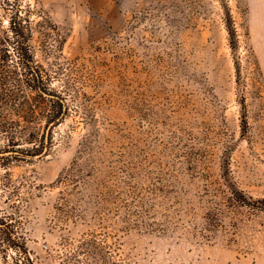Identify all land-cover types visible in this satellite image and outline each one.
<instances>
[{
    "label": "rangeland",
    "instance_id": "rangeland-1",
    "mask_svg": "<svg viewBox=\"0 0 264 264\" xmlns=\"http://www.w3.org/2000/svg\"><path fill=\"white\" fill-rule=\"evenodd\" d=\"M257 1L0 0V208L35 264H264Z\"/></svg>",
    "mask_w": 264,
    "mask_h": 264
},
{
    "label": "trees",
    "instance_id": "trees-1",
    "mask_svg": "<svg viewBox=\"0 0 264 264\" xmlns=\"http://www.w3.org/2000/svg\"><path fill=\"white\" fill-rule=\"evenodd\" d=\"M231 17V16H230ZM11 32L14 34V37L19 38L18 42V49L19 52L22 55L23 62H24V68L27 69L28 73L32 76L33 80L35 82H32L31 86L33 89H35L37 92H39L40 95L47 94V88L45 86V82H43V77L41 74V71L39 68L36 67L34 59L32 54L30 53L29 49V38L25 35V32L22 28H18L16 25L11 26ZM6 42L10 44L12 42V38H10L7 35ZM8 44H5V47H7ZM14 74L13 77H18L19 74L17 70L10 71ZM49 97V96H48ZM50 101L59 102L62 104V108L57 111V113L48 119V123L54 122L55 119L60 118L66 108L65 103L63 99H49ZM15 212L8 214V212H5L0 208V256L6 260L10 252H13V262L12 264H35L32 260L31 256L29 255V249L27 247L26 241L24 236L22 235V232L20 231L19 220H17L15 217ZM127 226H125V231L129 232L132 228V224H130L129 220H126ZM135 227H145V228H153V224L150 221H146L143 223H135L133 224ZM93 253L94 250H93ZM94 262L91 264H99V260L96 259L94 256ZM102 264H115L112 259L105 260Z\"/></svg>",
    "mask_w": 264,
    "mask_h": 264
},
{
    "label": "bare ground",
    "instance_id": "bare-ground-1",
    "mask_svg": "<svg viewBox=\"0 0 264 264\" xmlns=\"http://www.w3.org/2000/svg\"><path fill=\"white\" fill-rule=\"evenodd\" d=\"M257 2H258V1H257ZM259 2H261V1H259ZM259 2H258V5L261 4V3L259 4ZM263 2H264V0H263ZM260 6H261V5H260ZM260 8H262V6H261ZM263 8H264V7H263ZM259 10H260V9H259ZM261 10H262V9H261ZM262 23H263V22H262ZM255 24H256V23H255ZM256 25H259V24H256ZM256 25H255V26H256ZM259 26H260V25H259ZM262 26H263V28H264V25H262ZM259 28H260V27H259ZM259 28H256V29H258V30L262 33V31H261ZM261 29H262V28H261ZM263 33H264V32H263ZM263 33H262V34H263ZM262 37L264 38V34H263Z\"/></svg>",
    "mask_w": 264,
    "mask_h": 264
},
{
    "label": "crops",
    "instance_id": "crops-1",
    "mask_svg": "<svg viewBox=\"0 0 264 264\" xmlns=\"http://www.w3.org/2000/svg\"><path fill=\"white\" fill-rule=\"evenodd\" d=\"M261 6H262V9H263V13H264V8H263L264 7V2H263V0H261ZM263 17H264V14H263Z\"/></svg>",
    "mask_w": 264,
    "mask_h": 264
}]
</instances>
